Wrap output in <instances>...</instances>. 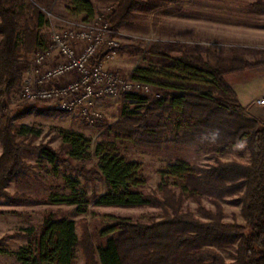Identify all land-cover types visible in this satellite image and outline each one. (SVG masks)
Here are the masks:
<instances>
[{"label": "trees", "instance_id": "obj_1", "mask_svg": "<svg viewBox=\"0 0 264 264\" xmlns=\"http://www.w3.org/2000/svg\"><path fill=\"white\" fill-rule=\"evenodd\" d=\"M95 1L114 4L108 16L113 29L125 25L142 3ZM252 6L264 12L262 0ZM67 10L83 19L95 13L91 0H69ZM21 15L25 17L22 24ZM44 23L42 13L26 0H0V201L16 205L33 201L29 195L9 193L6 187L11 179L32 171L23 152L39 151L51 164L60 162L66 168H77L86 179L103 181L106 190L93 195L95 205L151 206L159 213L148 223L116 219L100 230L104 241L97 245L85 230L79 237L73 219L48 213L38 230L27 229L28 243L14 252L17 264H73L77 246L82 249L83 264H264V119L241 104L223 78V70L203 59L194 61L184 51L169 67L138 65L132 69L133 79L151 84L159 95H122L141 110L125 109L103 131L105 136L131 139L151 150L172 143L222 153L242 141L248 150L247 161L222 160L216 154L206 165L176 159L158 170L155 189L146 193L140 190L147 181L142 164L123 156L113 141H99L91 150V140L82 133L60 130L66 155L60 158L47 146L31 144L28 138L36 132L13 124L5 98L19 90L26 65L20 55L25 58L43 43L39 28ZM175 47L182 49L177 43ZM160 49L153 46L149 53H160ZM236 60L242 63L236 68L248 65ZM93 157L96 168L72 163ZM68 184L69 193H52L47 202L76 205V211L84 213L89 196L76 189L74 179ZM227 197L240 204L243 223L223 220L222 204ZM186 198L195 203L197 215L184 208ZM233 244L232 259L227 261L217 247Z\"/></svg>", "mask_w": 264, "mask_h": 264}, {"label": "rangeland", "instance_id": "obj_2", "mask_svg": "<svg viewBox=\"0 0 264 264\" xmlns=\"http://www.w3.org/2000/svg\"><path fill=\"white\" fill-rule=\"evenodd\" d=\"M95 8L93 16L106 17L114 8L112 3H99L91 0ZM141 5L132 12L128 22L116 30L119 49L109 67L130 75L138 65L169 67L174 59L182 53L194 61L203 59L223 70V78L237 94L241 104L251 113L264 119V103L257 100L264 98V12L257 11L252 4L256 0H141ZM264 2V0H262ZM43 15L44 25L39 28L45 34L51 27L60 28L86 21L83 16L72 15L67 10L69 0H26ZM110 7V10L108 9ZM92 16V17H93ZM21 24L24 15L19 17ZM181 45L182 49L175 47ZM160 46V53H149L153 46ZM35 49V48H34ZM33 49V50H34ZM32 56L30 52L22 62L27 63ZM243 60L245 67L236 59ZM235 63H232L231 60ZM18 92L6 96L5 102L9 112L14 116L13 124L30 128L37 135L31 140L33 146H47L60 158H65L60 130L80 132L91 140L90 149L102 140H111L119 152L130 160L142 164L146 184L140 190L153 191L159 181L158 170L176 159H184L191 164L206 165L213 162L212 154L222 160H248L245 142H239L226 151L180 147L175 144H163L158 149H148L131 139L105 136L103 131L119 120L125 109L141 110L133 101L123 96L106 97L97 102L101 119L88 123L76 114L58 112L55 109L32 105L21 101ZM159 93L153 88L145 96L157 97ZM1 151V146H0ZM27 166L32 170L26 175H19L9 181L6 190L9 193H23L31 196L33 201L16 205L0 201V264H17L14 252L28 243L27 229L38 230L43 217L53 213L57 217H66L76 222V232L81 237L84 230L88 232L94 245L104 241L100 230L121 217L131 221L148 223L150 217L157 216L159 209L151 206L120 207L100 206L93 203V195L103 193L106 188L99 179L89 180L81 176L77 168H66L60 162L50 163L45 155L37 152H23ZM72 163L92 169L97 167V159L75 161ZM74 179L77 190H85L89 203L84 213L76 211V205L48 203L52 193H69L70 180ZM206 207L212 205L203 199ZM225 222L243 223L240 204L227 197L222 204ZM184 208L196 215L195 203L186 198ZM111 216L115 217L112 218ZM234 244L217 249L229 261L234 252ZM82 249L77 246L73 264H83Z\"/></svg>", "mask_w": 264, "mask_h": 264}, {"label": "built area", "instance_id": "obj_3", "mask_svg": "<svg viewBox=\"0 0 264 264\" xmlns=\"http://www.w3.org/2000/svg\"><path fill=\"white\" fill-rule=\"evenodd\" d=\"M118 49L116 30L105 16L51 27L22 70L18 98L94 123L101 119L99 100L124 94L145 96L153 90L151 84L109 67ZM257 103L263 104L264 98Z\"/></svg>", "mask_w": 264, "mask_h": 264}, {"label": "crops", "instance_id": "obj_4", "mask_svg": "<svg viewBox=\"0 0 264 264\" xmlns=\"http://www.w3.org/2000/svg\"><path fill=\"white\" fill-rule=\"evenodd\" d=\"M242 103V102H241Z\"/></svg>", "mask_w": 264, "mask_h": 264}]
</instances>
